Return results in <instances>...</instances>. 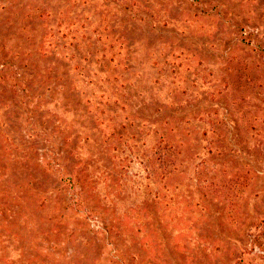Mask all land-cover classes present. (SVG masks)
Segmentation results:
<instances>
[{
	"label": "rangeland",
	"instance_id": "374dc122",
	"mask_svg": "<svg viewBox=\"0 0 264 264\" xmlns=\"http://www.w3.org/2000/svg\"><path fill=\"white\" fill-rule=\"evenodd\" d=\"M2 49L32 59L37 92L48 70L68 88L43 97L56 141H27L0 85V264H264V0H0ZM51 150L103 211L70 243Z\"/></svg>",
	"mask_w": 264,
	"mask_h": 264
},
{
	"label": "trees",
	"instance_id": "16d2710c",
	"mask_svg": "<svg viewBox=\"0 0 264 264\" xmlns=\"http://www.w3.org/2000/svg\"><path fill=\"white\" fill-rule=\"evenodd\" d=\"M191 3L197 4V6H199L201 4V0H191ZM68 28L69 27L64 28L63 37L68 36V32H66L68 31ZM4 50L5 49L0 50V85H5L10 89H16L21 93L20 100L12 102V106L14 107V111H18L17 116L19 118H25L24 124H26L25 127L28 129V133L30 134L27 137V141L31 139L37 140V138L44 137H51L56 141V139H54L53 132H46L47 127L42 128V126L45 124V121L42 120V116L44 115L42 108L43 104L48 102H43V97L46 95L49 97H54V94L57 91L59 93L65 94L67 93L68 87L65 86L64 83L51 80L50 75H52V71L48 70L49 72L47 71L48 73L46 72L45 76L41 77L39 80V87H41L42 91L37 92V89H35L36 82H34V79L37 78L35 69L36 65L32 59L30 57H24L23 55H20L18 56L20 63L16 64L13 63L14 60L11 59V57H7L8 55L5 54ZM37 73L39 74V71H37ZM39 119H41V121L37 124ZM52 147L56 148L55 143ZM175 149V145L166 140L163 145L156 147L154 150V157L156 155V161L154 163L162 164L164 167H161L164 169L167 166L171 168L166 171L167 174L172 173L176 169L175 166H177L176 163H174L175 160L173 159L174 151H176ZM58 154L59 151L54 152L53 150L45 152L40 160V165L44 171L49 173V177L57 182V186H59L57 188V192L61 200V208L57 209V214L60 216V222H63L65 225V238L67 242L70 243L73 239V235L79 231L81 232L84 228L82 224L76 223V216H79L81 220H90L96 216L103 218V211L101 209H93L92 207L88 206V198L83 185H81L80 175L70 171L66 167H63L60 159H62V161H64L66 164L69 163L65 161L66 159L64 156L60 157ZM67 160H70V158ZM241 177L243 178V176ZM221 186L222 185H220V188L218 189L219 191L227 188L226 183H224V186ZM25 187L26 189L34 192L46 191L43 181H34L29 177L26 181ZM233 187L235 189L238 188L237 182L233 184ZM231 188L232 185L228 184V188L225 192L229 191ZM70 223L74 224V226L69 227ZM97 231L99 234H102L103 242L107 245L106 241L108 238V231L105 230L104 225L100 226ZM66 240L57 241V248L61 249V247L66 244ZM44 248L48 247L44 246ZM54 248L56 249V247ZM46 252L48 253L46 254L49 256L55 254V250L54 252L46 250ZM66 252L59 251L57 254V260L60 257L61 259L66 258ZM122 258L123 256L121 252L116 248V250L107 260V264H124ZM142 264L159 263L148 258Z\"/></svg>",
	"mask_w": 264,
	"mask_h": 264
}]
</instances>
